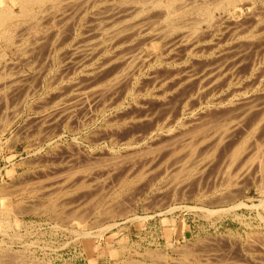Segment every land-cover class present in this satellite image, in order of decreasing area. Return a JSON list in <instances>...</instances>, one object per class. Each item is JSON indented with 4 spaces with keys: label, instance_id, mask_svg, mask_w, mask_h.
Returning a JSON list of instances; mask_svg holds the SVG:
<instances>
[{
    "label": "rangeland",
    "instance_id": "1",
    "mask_svg": "<svg viewBox=\"0 0 264 264\" xmlns=\"http://www.w3.org/2000/svg\"><path fill=\"white\" fill-rule=\"evenodd\" d=\"M69 1L56 2L55 17H46L43 13L46 16L39 14L37 22L28 16L12 21L16 24L11 29L14 43L7 44L0 37V212L8 211L7 216L0 215V264H264V170L259 168L258 161L246 175L232 179L237 185L232 181L226 191L233 197L227 200L219 197L226 194L223 193L226 188L222 161L230 156L234 144L247 143L246 140L247 146L253 140L260 145L264 143L263 123L252 134L264 103V0H240V7L230 19L214 10L215 24L210 27L200 21L204 6L195 7L189 0H176L175 6L169 8L185 11L179 17L172 15L175 11L168 14L173 21H182L181 28L184 25L183 29L174 30L175 22L165 18L164 0H161L162 6L155 5L156 0H88L82 6L83 11L73 7L76 13H69L70 4L65 7ZM204 4L211 6L212 0ZM120 5L133 6L135 13L137 7L141 8H137L138 20L133 12L132 16L122 14L123 19L110 11L119 9ZM33 10L36 12L37 7ZM63 10L67 14L58 17V11ZM104 10L110 11L109 14ZM14 11L21 13L16 6ZM140 14L146 19H141ZM193 21L195 29L191 28ZM144 23L147 27L142 26ZM114 32L124 35L119 38ZM181 34L184 38L180 40ZM40 38L44 39L42 43ZM110 38L116 41L112 39L110 43ZM117 58L138 60L132 61L136 66L131 64L126 73L123 71L126 65L113 62ZM139 59L142 61L138 62ZM215 67L220 72L218 67L223 68L221 73L227 74L234 70L232 78L227 77L233 80L231 85L229 80H221L212 87L205 82L204 89H208L198 91L196 84L205 73L209 75L213 70L215 73ZM249 72L255 76L252 78ZM120 73L126 76H119ZM115 74L121 80L118 85L112 81ZM187 75L194 82L192 79L187 82ZM244 86L253 89L242 92ZM239 98L242 100L237 102ZM229 107L236 109H231L232 112ZM244 112L251 119L244 117ZM239 116L245 118L239 125L244 122L248 130L243 125L237 127L226 142H220L222 146L213 141L198 140L199 144L196 141L194 146L199 150L193 147L195 153L208 164L191 165L190 176H184L186 168L179 177V169L182 170L179 164L184 155L176 157L170 147L185 146L181 145L180 136L224 118H235L234 123L238 124ZM240 133L245 138H239ZM151 149L158 151L152 163H143V166L141 161L129 158ZM182 149L180 153L185 152ZM178 157L181 163L178 159L175 161ZM115 161L121 163H114L116 169L110 168ZM180 178H185V182ZM208 209L214 212L210 214ZM149 250L163 254L155 258L145 252Z\"/></svg>",
    "mask_w": 264,
    "mask_h": 264
},
{
    "label": "bare ground",
    "instance_id": "2",
    "mask_svg": "<svg viewBox=\"0 0 264 264\" xmlns=\"http://www.w3.org/2000/svg\"><path fill=\"white\" fill-rule=\"evenodd\" d=\"M59 0H56V1H54V0H0V37L2 36L3 38H4V40H5V42H7V44L9 43H14V42H12L11 41V39H12V31H11V29H13V28H15V26H16V24L14 25V23H12V21H15V20H18V19H20V18H23V17H29L30 19L31 18H33L36 22L38 21V17L41 15V14H43V13H45L46 15H44L43 14V16H46V17H55V15H54V13H56L57 12V10L55 9V7H57L56 6V2L57 3H59L58 2ZM105 1H108V0H105ZM123 1V0H122ZM129 1V0H128ZM128 1H127V3H128ZM135 1V0H134ZM140 0H138V2H139ZM141 1H143V0H141ZM154 1V0H153ZM157 1V2H156ZM155 1V5H156V3L158 4L157 6H162V1L161 0H156ZM165 1V3L163 4L164 6H166V7H164L163 9H164V15H165V18H167L168 20H172L171 19V17L170 16H168V14H172L174 11V13L172 14V15H176L177 14V16L179 15V14H181V13H184V11H179V12H176V10H172L171 9V7L169 8V6H171V5H173L174 4V2L176 1V0H164ZM180 1V0H179ZM184 1H186V0H184ZM189 1H191V3L195 6V7H201V6H204L203 8H205V10L203 9V13H202V19L200 18V21L202 20V22H206V24H208L209 25V27L210 26H212V25H214L215 24V16H214V13H213V11L214 10H219V11H221V12H223L224 14H223V16L225 15V18H229L232 14H235L234 12H236L237 11V9H238V7H240V5H241V3H240V0H212V4H211V6H209V5H207V4H204V3H207L208 2V0H200L199 2H198V0H189ZM214 1V2H213ZM88 0H70L69 2H67L68 4H64L65 5V7L67 6V5H69L70 4V6H71V12L69 11V13H72V12H75L76 10H74L73 9V7H75V9L77 8L78 10H82L83 8H84V6H86L87 4H88ZM100 2V1H99ZM114 2V1H113ZM119 2V1H118ZM130 2V1H129ZM178 2V1H177ZM181 2V1H180ZM87 3V4H86ZM93 3V2H92ZM97 3V2H96ZM121 3V2H120ZM119 3V4H120ZM126 3V2H125ZM136 3V2H135ZM145 3V2H144ZM154 3V2H153ZM185 2H183V4H184ZM203 3V4H202ZM247 3V2H246ZM63 4V3H62ZM76 4H78L77 6H75ZM94 4V3H93ZM182 4V5H183ZM187 4V3H186ZM188 4H190V3H188ZM105 5V4H104ZM115 5V4H114ZM207 5V6H206ZM18 7L19 8V11L21 12H19L20 14H17V13H15V11H14V7ZM49 6V7H48ZM61 6H63V5H61ZM82 6H83V8H82ZM125 6V5H124ZM124 6H119V9L118 8H116V6H115V8H116V10H110L111 12H114V13H118L119 15H120V18L122 17V14H123V16L125 15V16H127L128 14H130L131 13V16L133 15L132 14V12L133 13H135V11H133L134 9H133V6H132V8L130 7V8H126V7H124ZM138 6V5H137ZM136 6V7H137ZM146 6V5H145ZM152 6V5H151ZM157 6H156V8H157ZM174 6H175V4H174ZM189 6V5H188ZM194 6H192V7H194ZM35 7H37V11L36 12H34V10H33V8H35ZM53 8V9H55V10H49V8ZM69 7V6H68ZM120 7H121V9H120ZM122 7H124L125 9H122ZM135 7V6H134ZM143 7V6H142ZM146 7H148V6H146ZM173 7V6H172ZM177 7V6H176ZM184 7V6H183ZM192 7L191 8H189V9H192ZM194 7V8H195ZM59 8V7H58ZM63 8V7H62ZM61 8V9H62ZM104 8V7H103ZM110 8H111V6H110ZM113 8V7H112ZM114 8V9H115ZM138 8V7H137ZM136 8V13H137V11H138V9H141V8H138L137 9ZM149 8V7H148ZM153 8V7H152ZM166 8H168V10L166 9ZM178 8V7H177ZM185 8V7H184ZM193 8V9H194ZM64 9V8H63ZM100 9V8H99ZM145 9V8H144ZM154 9V8H153ZM169 9L171 10V11H169ZM174 9V8H173ZM176 9V8H175ZM180 9V8H179ZM179 9H177V10H179ZM199 9V8H198ZM197 9V10H198ZM201 9V8H200ZM78 10H77V12H78ZM98 10V9H97ZM108 10V9H107ZM239 10H241V9H239ZM64 11H67V10H63V11H60V13H59V11H58V14H60V15H58V17L59 16H64V15H66L67 14V12L66 13H64ZM83 11V10H82ZM85 11V10H84ZM105 11V10H104ZM110 11H105L106 12V15L107 14H109V12ZM143 11V9L141 10V12ZM149 11H151V9H149ZM190 11V10H189ZM199 11V10H198ZM96 12V11H95ZM100 12V11H99ZM108 12V13H107ZM145 12V11H144ZM64 13V14H63ZM68 13V14H69ZM76 13V12H75ZM74 13V14H75ZM83 13V12H82ZM136 13H135V17L137 16L136 15ZM138 13H140V11L138 12ZM137 13V14H138ZM151 13V12H150ZM40 14V15H39ZM57 14V13H56ZM63 14V15H62ZM115 14V15H116ZM127 14V15H126ZM144 14H147L146 15V17L147 16H149L148 14H149V12L146 10V12L144 13ZM186 14V13H185ZM39 15V16H38ZM49 15V16H48ZM157 15H159V14H157ZM163 15V16H164ZM201 15V14H200ZM42 16V15H41ZM42 16V17H43ZM72 16H73V14H72ZM104 16V15H103ZM130 16V15H129ZM128 16V17H129ZM140 16V18L141 19H143L144 18V20L146 19L145 17H143V16H141V14L139 15ZM138 16V17H139ZM145 16V15H144ZM184 16V15H183ZM221 16V19L223 18L222 17V15H220ZM62 17H60V19H63V21L62 22H65L64 21V18H62ZM74 17V16H73ZM109 17H110V15H109ZM127 17V18H128ZM135 17H133V18H135ZM143 17V18H142ZM170 17V18H169ZM173 17V16H172ZM179 17V16H178ZM195 17V16H194ZM193 17V18H194ZM200 17V16H199ZM233 17V16H232ZM234 17H235V15H234ZM236 17H237V15H236ZM57 18V17H56ZM123 18V17H122ZM130 18H132V17H130ZM158 18V17H157ZM163 18V17H162ZM192 18V19H193ZM196 18V17H195ZM194 18V19H195ZM220 18V17H219ZM25 19V18H24ZM49 19V18H48ZM53 19V18H52ZM71 19V18H70ZM124 19V18H123ZM126 19V18H125ZM136 19H137V17H136ZM135 19V20H136ZM151 19V18H150ZM149 19V20H150ZM182 19V18H181ZM193 19V20H194ZM230 19V18H229ZM237 19V18H236ZM33 20V21H34ZM43 20V19H42ZM83 20V19H82ZM81 20V21H82ZM104 20V19H103ZM109 20V19H108ZM117 20H119V19H117ZM121 20V19H120ZM138 20V19H137ZM148 20V19H147ZM176 20V19H175ZM233 20V19H232ZM32 21V20H31ZM34 21V22H35ZM47 21V20H46ZM56 21V20H55ZM59 21V20H58ZM61 21V20H60ZM78 21V20H77ZM115 21V20H114ZM157 21V20H156ZM177 21H178V19H177ZM176 21V22H177ZM183 21H184V19H183ZM198 19L196 20V22L198 23ZM200 21H199V24H200ZM235 21V20H234ZM258 21V20H257ZM23 22V21H22ZM33 22V23H34ZM35 22V23H36ZM41 22V21H40ZM102 22V21H101ZM116 22V21H115ZM124 22H126V21H124ZM143 21L141 20V23H142ZM146 22V24H147V21H145ZM172 22H175V21H173L172 20ZM171 21H170V23H172ZM176 22L172 25L173 27V29L172 30H174V29H183V26H182V28L180 27V23L179 22H182L181 20L179 21V22H177V23H179V24H176ZM188 22V21H187ZM194 23L191 25V23H189L190 25H191V28H193V29H195L196 28V22L195 21H193ZM220 22V21H219ZM29 23H31V22H29ZM47 23V22H46ZM45 23V24H46ZM66 23V22H65ZM185 23V22H184ZM103 25H104V23H102ZM115 24V23H114ZM136 24V23H135ZM168 24H169V21H168ZM188 24V23H187ZM186 24V25H187ZM188 24V25H189ZM234 24V23H233ZM33 25V24H32ZM60 25V24H59ZM80 25H82L81 23H80ZM113 25V24H112ZM132 24H130L129 25V27L131 26ZM137 25V24H136ZM139 25H142V24H139ZM147 25H149V24H147ZM152 25V24H151ZM171 25V24H170ZM179 25V26H178ZM65 26V25H64ZM109 26V25H108ZM123 26V25H122ZM125 26H127V25H125ZM142 26H145V27H147L146 25H145V23H144V25H142ZM141 26V27H142ZM150 26V25H149ZM168 26V25H167ZM234 26H235V24H234ZM43 27V26H42ZM100 27H101V24H100ZM107 27V26H106ZM129 27H127L128 29H129ZM136 27L137 26H135V29H136ZM264 27V26H263ZM44 28V27H43ZM63 28V27H62ZM124 28V27H123ZM132 28H134L133 26H132ZM143 28V27H142ZM236 28V27H235ZM40 29V28H39ZM51 29V28H50ZM49 29V30H50ZM101 29V28H100ZM116 29V28H115ZM130 29H131V27H130ZM129 29V30H130ZM134 29V30H135ZM138 29H140V28H138ZM148 29V28H147ZM212 29V28H211ZM237 29V28H236ZM235 29V30H236ZM18 30V29H17ZM48 30V29H47ZM57 30V29H56ZM114 30V29H113ZM123 30V29H122ZM134 30H132V31H134ZM153 30V29H152ZM197 30V29H196ZM195 30V31H196ZM258 30V29H257ZM54 31V30H53ZM115 31V30H114ZM121 31V30H120ZM132 31H130V32H132ZM136 31V30H135ZM158 31V30H157ZM171 31V30H170ZM191 31H193V30H191ZM232 31H234V30H232ZM263 31H264V29H263ZM57 32V31H56ZM61 32H62V30H61ZM110 32V31H109ZM123 32V31H122ZM124 32H125V35H127L128 33L126 32V29L124 30ZM168 32V31H167ZM255 32V31H254ZM21 33V32H20ZM115 33V32H114ZM114 33H112L111 35H113ZM117 33H119V31L117 32ZM117 33H115L116 35H117ZM121 33V32H120ZM133 33V32H132ZM131 33V34H132ZM137 33V32H136ZM139 33V32H138ZM145 33V32H144ZM149 33H150V31H149ZM178 33H180V32H178ZM188 33H190V32H188ZM47 34V33H46ZM53 34V33H52ZM63 34V33H62ZM130 34V35H131ZM165 34V33H164ZM168 34V33H167ZM211 34V33H210ZM249 34H251V33H249ZM263 34V33H262ZM21 35V34H20ZM44 35H45V33H44ZM59 35V34H58ZM99 35V34H98ZM110 35V36H111ZM119 35V34H118ZM117 35V36H118ZM121 35V34H120ZM118 36L119 38L120 37H122V35H124V34H122L121 36ZM129 35V36H130ZM133 35V34H132ZM147 35V34H146ZM151 35V34H150ZM157 35V34H156ZM156 35H153V36H155L156 37ZM158 35H159V33H158ZM186 35V34H185ZM189 35H191V34H189ZM188 35V36H189ZM194 35V34H193ZM196 35V34H195ZM204 35V34H203ZM235 35V34H234ZM43 36V35H42ZM42 36H40L41 38H42ZM74 36V35H73ZM137 36V35H136ZM167 36V35H166ZM200 36V35H199ZM259 36V35H258ZM257 36V37H258ZM261 36V35H260ZM22 37V36H21ZM38 37V36H37ZM46 37V36H45ZM49 37V36H48ZM47 37V38H48ZM62 37V36H61ZM100 37V36H99ZM118 37H116V39L118 38ZM147 37V36H146ZM162 37H165V36H163L162 35ZM192 37V36H191ZM195 37V36H194ZM253 37V36H252ZM256 37V38H257ZM41 38H40V41H41ZM54 38V37H53ZM55 38H56V36H55ZM144 38V37H143ZM178 38L180 39V38H184V34L182 35H178ZM185 38H186V36H185ZM198 38V37H197ZM251 38V37H250ZM256 38H255V40H256ZM24 39V38H23ZM39 39V38H38ZM112 39H114V38H112ZM111 38H110V43H112L111 41H113ZM159 39V38H158ZM179 39H178V41H179ZM195 39V38H194ZM208 39V38H207ZM7 40V41H6ZM44 40V39H43ZM42 40V41H43ZM108 40V39H107ZM115 40V39H114ZM136 40V39H135ZM149 40V39H148ZM181 40V39H180ZM188 40V39H187ZM250 40V39H249ZM32 41V40H31ZM42 41H41V43H42ZM51 41V40H50ZM49 41V42H50ZM53 41V40H52ZM56 41V40H55ZM101 41V40H100ZM106 41V40H105ZM116 41V40H115ZM123 41V40H122ZM144 41V40H143ZM174 41V40H173ZM65 42V41H64ZM103 42V41H102ZM119 42V41H118ZM125 42V41H124ZM134 42V41H133ZM141 42V41H140ZM181 42V41H180ZM183 42V41H182ZM226 42V41H225ZM253 42V41H252ZM30 43H32V42H30ZM53 43V42H52ZM79 43V42H78ZM96 43V41L93 43V44H95ZM123 43V42H122ZM164 43V42H163ZM166 43V42H165ZM39 44V43H38ZM51 44V43H50ZM101 44V43H100ZM105 44V43H104ZM106 44H108L107 43V41H106ZM119 44V43H118ZM118 44H116V45H118ZM133 44V43H132ZM28 45H29V43H28ZM40 45V44H39ZM38 45V46H39ZM42 45V44H41ZM110 45V44H109ZM120 45V44H119ZM129 45V44H128ZM56 46V45H55ZM60 46V45H59ZM97 46V45H96ZM101 46V45H100ZM111 46V45H110ZM112 46H115V45H112ZM111 46V47H112ZM125 46H127V45H125ZM25 47V46H24ZM109 47V46H108ZM107 47V48H108ZM134 47V46H133ZM140 47V46H139ZM96 48V47H95ZM106 48V47H105ZM107 48H106V50H107ZM110 48V47H109ZM213 48V47H212ZM20 49V48H19ZM19 49H17V50H19ZM91 49V48H90ZM102 49H103V47H102ZM51 50H52V48H51ZM56 50V49H55ZM75 50V49H74ZM89 50V49H88ZM92 51L94 50V48L93 49H91ZM110 50V49H109ZM117 50V49H116ZM120 50V49H119ZM132 50V49H131ZM95 51V50H94ZM115 51V50H114ZM139 51V50H138ZM175 51V50H174ZM1 52V51H0ZM106 52V51H105ZM104 52V53H105ZM134 52H136V50L134 51ZM134 52H132V53H134ZM201 52V51H200ZM48 53V52H47ZM55 53V52H54ZM91 53V52H90ZM103 53V54H104ZM115 53V52H114ZM113 53V54H114ZM186 53V52H185ZM220 52H218V54H219ZM31 54V53H30ZM112 54V53H111ZM123 54V53H122ZM135 54H137V53H135ZM213 54V53H212ZM240 54V53H239ZM1 56H2V54H0ZM82 55V54H81ZM94 55V54H93ZM117 55V54H116ZM120 55H121V53H120ZM263 55V54H262ZM79 56V55H78ZM83 56V55H82ZM90 56V55H89ZM112 56V55H111ZM137 56V55H136ZM136 56H133V57H135V58H137ZM212 56V55H211ZM110 57V56H109ZM118 57H120V56H118ZM130 57V56H129ZM140 57V56H139ZM262 57V56H261ZM84 58V57H83ZM91 58V57H90ZM111 58V57H110ZM126 58V57H125ZM125 58H122V59H120V58H117V60H114L113 59V62L114 61H119V62H116L115 64H117V63H122L121 65H123V66H125V70H123V71H125L126 72V69L129 67L130 68V65L131 64H133L134 62H132V61H134V60H136V59H134V60H132L131 61V59L129 60V59H125ZM128 58V57H127ZM195 58V57H194ZM207 58V57H206ZM210 58V57H209ZM264 58V57H263ZM263 58H261V59H263ZM80 59V58H79ZM86 59V58H85ZM94 59V58H93ZM96 59V58H95ZM109 59V58H108ZM107 59V60H108ZM141 59H144V58H142L141 57ZM141 59H139V61L138 62H140V61H142ZM91 60H92V58H91ZM98 60V59H97ZM111 60V59H110ZM121 60V61H120ZM128 60V61H127ZM138 60V59H137ZM136 60V61H137ZM264 60V59H263ZM95 61V60H94ZM98 61H100V60H98ZM153 61V60H152ZM225 61V60H224ZM223 61V62H224ZM227 61V60H226ZM242 61V60H241ZM257 61H258V59H257ZM262 61V60H261ZM91 62V61H90ZM103 62V61H102ZM104 62H105V60H104ZM112 61H110V63H111ZM144 62V61H143ZM222 62V63H223ZM228 62V61H227ZM255 62V61H254ZM145 63V62H144ZM228 63H230V62H228ZM238 63V62H237ZM98 64V63H97ZM97 64H96V66H97ZM111 64H113V63H111ZM111 64H109V62H108V66L109 65H111ZM135 64V63H134ZM133 64V65H134ZM136 64H138V63H136ZM140 64V63H139ZM138 64V65H139ZM213 64V63H212ZM256 64V63H255ZM259 64V63H258ZM101 65V64H100ZM105 65V64H104ZM223 65H225L224 63H223ZM223 65H221V67L223 66ZM235 66V64H232L231 66ZM102 66V65H101ZM134 66H136V65H134ZM202 66H204V65H202ZM213 66H214V64H213ZM227 66V65H226ZM106 67H107V65H106ZM122 67V66H121ZM121 67H119L120 69H122ZM138 67V66H137ZM210 67V66H209ZM224 67V66H223ZM229 67H230V64H229ZM229 67H227V68H229ZM100 68V67H99ZM104 68V67H103ZM111 68H112V66H111ZM117 68V67H116ZM132 69L133 68H135V67H131ZM141 68V67H140ZM143 68V67H142ZM203 68V67H202ZM204 68H206L205 66H204ZM216 68L217 67H215L214 69H215V71H216ZM225 69V71H227L226 70V67H224ZM251 69H252V67H250ZM254 68V67H253ZM260 68V67H259ZM76 69V68H75ZM95 69V68H94ZM210 69V68H209ZM218 69H220L221 70V72H223L222 70H223V68L221 69L220 67H218ZM232 69H234V67H232L231 68V70ZM92 70V69H91ZM98 70H100V69H98ZM108 70V69H107ZM141 70V69H140ZM203 70V69H202ZM213 70V69H212ZM230 70V69H229ZM258 71H259V69H257ZM257 70H255V71H257ZM86 71V70H85ZM103 71V70H102ZM116 71V70H115ZM114 71V72H115ZM117 71H119V70H117ZM116 71V72H117ZM122 71V72H123ZM130 71H131V69H130ZM183 71H185V70H183ZM207 71H208V67H207ZM219 71V70H218ZM218 71H216V72H218ZM233 71L234 70H232L231 72L230 71H228V73H230V74H227V72L225 73H221L220 71L218 72V73H214V70L213 71H211V72H213V73H211L210 72V70H209V72H210V74L208 75H206V73L202 76V78H201V80L199 81L198 79V81H199V84H196V85H198V87H197V90L198 91H200V90H207L208 89V87H207V89H204V87H205V85L203 84V83H205V82H207V84H208V86L210 85L211 87H212V85H217V84H219V82L221 81V80H229V78L227 79V77H231L232 78V76H231V73H233ZM253 71V70H252ZM254 71V72H255ZM260 71H262V69L260 70ZM89 72V71H88ZM97 72V71H96ZM135 72H136V70H135ZM134 72V73H135ZM195 72V71H194ZM254 72H252V73H254ZM263 72V71H262ZM113 73V72H112ZM111 73V74H112ZM118 74H119V72H117ZM124 73V72H123ZM123 73H120V75L119 76H121V74L123 75V77H125L126 76V73H125V75L123 74ZM128 73H132V71L131 72H129V69H128ZM250 73V72H249ZM252 73H250L251 74V77L253 78L255 75H253ZM106 74V73H105ZM118 74L116 75H114L115 76V78H113L112 79V77H111V79H112V81L114 82V85L117 83V85H118V81L120 80V77H118ZM133 74V73H132ZM186 74V73H185ZM197 74V73H196ZM201 74H203V73H201ZM101 75V74H100ZM109 75V74H108ZM131 75V74H130ZM177 75V74H176ZM182 75V74H181ZM192 75V74H191ZM205 75H206V77H205ZM228 75V76H227ZM117 76V77H116ZM133 76H135V74L133 75ZM188 76V75H187ZM193 76V75H192ZM194 76H196V75H194ZM199 76H200V73H199ZM83 77H84V74H83ZM86 77V76H85ZM85 77H84V79H85ZM90 77V76H89ZM178 77V76H177ZM189 78L187 79V78H185V82H186V79H187V82H188V80L189 79H192V81H193V79L194 78H190V75L188 76ZM258 77V76H257ZM105 78V77H104ZM174 78V77H173ZM259 78V77H258ZM100 79V78H99ZM103 79V78H102ZM107 79V78H106ZM124 79V78H123ZM126 79H127V77H126ZM179 79V78H178ZM233 79H234V77H233ZM236 79H238V78H236ZM255 79V78H254ZM13 80V79H12ZM89 80H90V78H89ZM174 80V79H173ZM195 80V79H194ZM196 80V81H197ZM256 80V79H255ZM260 80H261V82L263 81L261 78H260ZM87 81V80H86ZM111 81V82H112ZM121 81V80H120ZM131 81V80H130ZM172 81V80H171ZM178 81H181V80H178ZM192 81H189V82H192ZM230 81L231 80H229V84H230ZM233 81V80H232ZM231 81V82H232ZM258 81V80H257ZM91 82H93V81H91ZM104 82V81H103ZM102 82V83H103ZM110 82V81H109ZM125 82V81H124ZM174 83H175V81H173ZM194 82V81H193ZM192 82V83H193ZM237 82V81H236ZM241 82V81H240ZM264 82V81H263ZM87 83H88V81H87ZM101 83V84H102ZM126 83V82H125ZM165 83V82H164ZM174 83H173V85H174ZM225 82H223V84H224ZM226 83H228V82H226ZM239 83V82H238ZM256 83V82H255ZM179 84V83H178ZM183 83L181 82V85H182ZM259 84V83H258ZM258 84H257V86H258ZM260 84H262V83H260ZM259 84V85H260ZM105 85V84H104ZM104 85H103V90H104ZM107 85V84H106ZM109 85V84H108ZM176 85V84H175ZM184 85V84H183ZM225 85V84H224ZM231 85V84H230ZM235 85H237V83L235 84ZM240 86H241V84H239ZM13 86H14V83H13ZM83 86V85H82ZM163 86V85H162ZM261 86H263V84L261 85ZM1 87V86H0ZM107 87V86H106ZM112 87V86H111ZM127 87H129V86H127ZM161 87V86H160ZM171 87H174V86H171ZM178 87H179V85H178ZM193 87H194V85H193ZM236 87V86H235ZM264 87V86H263ZM262 87V88H263ZM49 88V87H48ZM145 88V87H144ZM175 88H176V86H175ZM210 88V87H209ZM223 88V87H222ZM238 88H239V86H238ZM244 89L242 90V92L243 91H246L245 89H247V87L245 88V86L243 87ZM250 88H252V86L250 87ZM250 88H249V90H250ZM28 89V88H27ZM94 88H92V90H93ZM96 89V88H95ZM106 89V88H105ZM108 89V88H107ZM106 89V90H107ZM111 89V88H110ZM128 89V88H127ZM160 89V88H159ZM163 89V88H162ZM161 89V90H162ZM174 89V88H173ZM178 89V88H177ZM177 89H175V90H177ZM194 90L193 91H195L196 89L195 88H193ZM228 89V88H227ZM241 89H242V87H241ZM253 89V88H252ZM251 89V90H252ZM255 89V88H254ZM79 90V89H78ZM99 90V89H98ZM109 90V89H108ZM171 90V89H170ZM215 90V89H214ZM221 90V89H220ZM248 90V89H247ZM248 90V91H249ZM261 90V89H260ZM88 91H91V90H88ZM87 91V92H88ZM115 91V90H114ZM163 91H165V90H163ZM169 91V90H168ZM173 91V90H172ZM192 91V92H193ZM219 91V90H218ZM253 91V90H252ZM255 91V90H254ZM253 91V92H254ZM264 91V88H263V90H262V92ZM86 92V91H85ZM84 92V93H85ZM93 92V91H92ZM103 92V91H102ZM112 92V91H111ZM162 92V91H161ZM214 92V91H213ZM212 92V93H213ZM238 91H236V93H237ZM241 92V93H242ZM256 92V91H255ZM2 93V92H1ZM98 93V92H97ZM99 93H101V92H99ZM105 93H106V91H105ZM104 93V94H105ZM197 93V92H196ZM195 93V94H196ZM216 93V92H215ZM232 93V92H231ZM230 93V94H231ZM248 93V92H247ZM86 94V93H85ZM93 94V93H92ZM103 94V93H102ZM109 94V93H108ZM164 94V93H163ZM82 95V94H81ZM89 95V94H88ZM100 95V94H99ZM153 95V94H152ZM162 95V94H161ZM161 95H160V97H161ZM200 95V94H199ZM208 95V94H207ZM239 95V94H238ZM245 95H247L246 94V92H245ZM264 95V94H263ZM85 96V95H84ZM188 96V95H187ZM189 96H192V93L189 95ZM210 96V95H209ZM231 96V95H230ZM240 96V95H239ZM242 96V95H241ZM108 97V96H107ZM163 97V96H162ZM161 97V98H162ZM166 97V96H165ZM194 97V96H193ZM227 97V96H226ZM243 97H244V95H243ZM264 97V96H263ZM85 98V97H84ZM230 98V97H229ZM228 97H227V99H229ZM245 98V97H244ZM219 100H220V98H218ZM231 99V98H230ZM235 101H236V99L235 98H233ZM233 99H231L232 101H233ZM251 99V98H250ZM162 100H164V99H162ZM204 100V99H203ZM222 100H224V99H222ZM239 100H240V98L238 99V101L237 102H239ZM242 100V99H241ZM240 100V101H241ZM246 100V99H245ZM264 100V99H263ZM200 101H201V99H200ZM216 101V100H215ZM214 101V103H216ZM244 101V100H243ZM260 101V100H259ZM183 102V101H182ZM188 102V101H187ZM228 102H230V101H228ZM227 102V103H228ZM234 102V101H233ZM251 102V101H250ZM264 102V101H263ZM262 102V103H263ZM77 103V102H76ZM219 103H220V101H219ZM236 103V102H235ZM201 104V103H200ZM234 104V103H233ZM232 104V105H233ZM237 104V106L239 105L238 103H236ZM255 104V103H254ZM254 104H251V105H254ZM7 105V104H6ZM220 105V104H219ZM221 105H223V104H221ZM229 105H230V103H229ZM231 105V106H232ZM235 105V104H234ZM233 105V106H234ZM244 105V104H243ZM257 105H259V104H257ZM77 106V105H76ZM232 106V107H233ZM261 106V105H260ZM225 107V106H224ZM227 107V106H226ZM230 108L229 110H231V109H233V108ZM236 107V106H235ZM248 107H250V110L252 109L253 110V108H251V106H248ZM253 107V106H252ZM188 108V107H187ZM193 108V107H192ZM191 108V109H192ZM240 108V107H239ZM238 108V109H239ZM245 108H247V106L245 105ZM226 109V108H225ZM224 109V110H225ZM234 109H236V108H234ZM233 109V110H234ZM255 109V108H254ZM256 109H259V106H258V108L256 107ZM255 109V110H256ZM190 110V109H189ZM233 110H231L232 112H233ZM246 110V109H245ZM245 110H243V111H245ZM249 110V109H248ZM250 110H249V112H250ZM261 110V112L260 111H258V112H260L261 114H260V116H259V119L256 121V119L255 118H252V120L253 119H255V125H254V123L252 122V124L254 125V127H253V130H252V134H254L253 132L254 131H256V130H254V129H257L258 128V124L259 123H263V125H264V103L262 104V108L260 109ZM188 111V110H187ZM231 111H230V113H231ZM239 111V110H238ZM247 111V110H246ZM257 111V110H256ZM226 112V111H225ZM228 112V111H227ZM235 113H236V111H234ZM240 112H242V111H240ZM249 112H247V113H249ZM255 112V111H254ZM235 113L234 114H232L233 116L235 115ZM239 112H237V114H238ZM252 113V112H251ZM157 114V113H156ZM228 114V113H227ZM243 114V113H242ZM241 114V115H242ZM253 114V113H252ZM231 114H230V116H232ZM249 116H246L245 115V112H244V117H247V119H248V117H250L251 115L250 114H248ZM237 116V118H238V115H236ZM146 117H148V116H146ZM224 117V116H223ZM229 116H226V118H228ZM232 118V117H231ZM242 118H243V116H242ZM241 118V119H242ZM256 118H257V115H256ZM219 119V118H218ZM221 119V118H220ZM220 119H219V121H220ZM223 119V118H222ZM225 119V118H224ZM222 120L221 122H218L217 120H215V121H217V122H215V121H213V123L212 124H209L208 123V125L209 126H207V125H205L204 126V128L202 127H200V129H195L194 128V130H193V133H192V131L190 132H188V133H190V134H188L187 133V135H182V137L180 136V139H181V141H180V139H179V141L181 142V145H185V146H182V148L180 147V144H178L179 145V148H181L182 150H183V152L184 153H180L181 152V149H178V146L177 147H174V146H171L170 147V149H171V151H173L174 153H175V156L177 155V154H181V157H183V155H184V157L183 158H181V160L179 159V157L178 158H176L175 159V161L178 159V161H179V163H181V164H179V166L181 167V169L182 170H180L179 169V171H180V176L179 177H181V173L183 172V170H185L186 168H188V169H186L187 171H185V173H183V174H185L184 176H186V175H189V173L192 171V167L194 166V164H196V163H200V165H202V167H204V165H207V164H205V162H206V160L204 159V158H202V156H201V158H199L198 156H197V154L195 153V149L197 148L196 146H194L196 143V141H197V143L199 144V141H201V142H207V141H213V144H218V145H221L222 146V144L220 143V142H222V141H224V142H226V138L229 136V134H232V132L234 131V130H236V128L237 127H240L241 125H243V123L244 122H242V124L241 125H239L241 122H240V116H239V120L237 119V121H239L238 122V124L237 123H234V119L232 118L231 120H233V121H231V120H229L230 119V117H229V119L228 120ZM250 119H251V117H250ZM245 120V118H243V121ZM211 121V120H210ZM237 121H235V122H237ZM247 121V120H246ZM245 121V122H246ZM199 122V121H198ZM248 122V121H247ZM249 122H251V121H249ZM251 124V123H250ZM251 124V125H252ZM248 125V124H247ZM246 125V126H247ZM250 125V126H251ZM261 126V128L262 127H264V126ZM245 125H243V126H241V127H244ZM205 127H207V128H205ZM245 129H247L246 127H244ZM191 129V128H190ZM252 129V128H251ZM251 129H250V131H251ZM239 130H240V128H239ZM248 130V129H247ZM243 131V130H242ZM237 132V131H236ZM247 132V131H246ZM245 132V133H246ZM256 132H258V130L256 131ZM264 132V131H263ZM181 133V132H180ZM186 133V132H185ZM244 133V132H243ZM243 133H240V134H242L241 135V137H239V136H237V137H239V138H242V136H243ZM244 133V134H245ZM248 133H249V131H248ZM235 133H233V135H234ZM247 134V133H246ZM258 134V133H257ZM232 135V136H233ZM248 135V134H247ZM172 136V135H171ZM176 136V135H175ZM231 136V137H232ZM236 135H234V137H235ZM244 136H246V135H244ZM243 136V137H244ZM254 136V135H253ZM263 136V135H262ZM231 137H230V139H231ZM234 137H232V139L234 138ZM252 136L250 135V138H251ZM172 138V137H171ZM245 138V137H244ZM249 138V139H250ZM253 138V137H252ZM264 138V137H263ZM170 139V138H169ZM229 139V140H230ZM231 139V140H232ZM243 139V138H242ZM241 139V141H243ZM248 139V138H247ZM199 140V141H198ZM253 140V139H252ZM258 140V139H257ZM178 141V140H177ZM233 141V140H232ZM247 141V143L246 144H248V140H246ZM250 141H251V139H250ZM174 142V141H173ZM176 142V141H175ZM179 142V143H180ZM215 142V143H214ZM224 142H222V143H224ZM231 142V141H230ZM264 142V141H263ZM177 143V142H176ZM220 143V144H219ZM244 142H242V143H239L238 144V142L236 143V144H234V146L235 147H232V149H233V151L230 153V151L232 150H228L229 151V155L230 156H228V158H226V160H225V158H223L224 160L222 161V163L223 164H225V166H224V171H223V180H224V178H225V180H224V187L226 188L225 190H224V192L223 191H221V192H223V193H226L225 195H223V196H220L219 195V197L220 198H225V200H227V199H229L228 197H233V195L231 194V193H228V195H227V191L226 190H229L227 187L228 186H230V184H231V182L233 181V184H236V183H234V180H232L233 178L235 179L236 177H237V179H238V176H240V175H242V177H243V174L244 175H246L245 173L246 172H249V170L251 169L252 170V166H253V163L254 162H257L258 161V165H259V168L260 169H263L264 170V143L262 144V145H260V143H257V142H255L254 140L252 141V142H250L249 143V145L247 146L246 144H245ZM173 144V143H172ZM171 144V145H172ZM209 144L211 145L212 143L211 142H209ZM238 144V145H237ZM231 145V144H230ZM246 147H245V146ZM209 146V145H208ZM216 146V145H215ZM232 146V145H231ZM231 146H229L228 148H226V150L227 149H229V148H231ZM166 147V146H165ZM164 147V148H165ZM168 147H169V145H168ZM167 147V148H168ZM193 147H195V149L193 148ZM214 147V146H213ZM216 147H218V146H216ZM216 147H214V148H216ZM167 148H165V149H167ZM185 148H186V150H185ZM209 148V147H208ZM235 148V149H234ZM169 149V150H170ZM198 149V148H197ZM197 149H196V151H197ZM213 149V148H212ZM152 150V149H151ZM178 150V151H177ZM199 150V149H198ZM225 150V149H224ZM225 150V151H226ZM147 151V150H146ZM168 151V150H167ZM177 151V152H176ZM224 151V152H225ZM143 152V151H142ZM145 152V151H144ZM170 154H174L173 152H170V151H168ZM179 152V153H178ZM198 152V151H197ZM223 152V153H224ZM141 153V152H140ZM136 153V155L135 156H129V158H133L134 159V161L136 160L137 162H139V161H141L140 162V164L142 163H152V161H154L155 159H156V155L158 154V151L156 150H152V151H150V152H146V153ZM183 154V155H182ZM225 154V153H224ZM205 155V157H206V154H204ZM208 155V154H207ZM172 156V155H171ZM177 156H179V155H177ZM176 156V157H177ZM197 157V159H196V157ZM126 157V156H125ZM226 157V156H225ZM124 158V157H123ZM199 158V159H198ZM130 159V160H131ZM122 160H126V159H122ZM128 160V159H127ZM134 161H132V162H134ZM174 161V162H175ZM116 162H120L121 163V161H115V162H113V166L112 167H110L111 165L109 164V167L110 168H112L113 169V167H114V163L116 164ZM123 162V161H122ZM125 162V161H124ZM123 162V163H124ZM127 162V161H126ZM125 162V163H126ZM132 162H131V165H132ZM209 162H210V160H209ZM175 163H177V162H175ZM108 164H107V166L106 167H108ZM117 164H119V163H117ZM129 164V163H128ZM178 164V163H177ZM211 164V163H210ZM122 165V164H121ZM124 165V164H123ZM134 165H136V163L134 162ZM134 165H132V166H134ZM146 166H148V165H150V164H145ZM191 165H193V166H191ZM199 165V164H198ZM255 165H256V163H255ZM258 165H256L257 167H258ZM102 166V165H101ZM117 165H115V167H116ZM132 166H131V168L130 169H132ZM143 166H144V164H143ZM145 166V167H146ZM256 166H255V168H256ZM114 167V168H115ZM164 167V166H163ZM84 168V167H83ZM110 168H109V170H110ZM134 168V167H133ZM255 168H253V169H255ZM107 169V168H106ZM112 169L110 170V171H112ZM116 169V168H115ZM257 169V168H256ZM108 170V169H107ZM109 170H108V172H109ZM135 170V169H134ZM204 169H202V171H203ZM114 171V170H113ZM182 171V172H181ZM255 171V170H254ZM107 172V171H106ZM107 172V173H108ZM200 172V171H199ZM199 172H197V173H199ZM257 172H259V169H257ZM263 172V171H262ZM128 173V172H127ZM67 174V173H66ZM85 175V174H84ZM86 175H88V174H86ZM108 175H109V173H108ZM198 175V177H199V174H197ZM222 175V174H221ZM183 176V177H184ZM190 176V175H189ZM189 176H188V178H189ZM195 176V175H194ZM249 176V175H248ZM81 177V176H80ZM182 177V178H183ZM211 177V176H210ZM241 177V178H242ZM250 177V176H249ZM69 178H71V177H69ZM86 178V177H85ZM88 178V177H87ZM106 178H107V176H106ZM187 178V177H186ZM192 178H194L193 176H192ZM191 178V179H192ZM240 178V177H239ZM96 179H98V178H96ZM109 179V178H108ZM129 179V178H128ZM174 179H175V177H174ZM181 179V178H180ZM84 180H86V179H84ZM125 179H123V181H124ZM176 180V179H175ZM182 180H184V182H185V178L184 179H181L180 181H182ZM108 181V180H107ZM179 181V182H180ZM152 182V181H151ZM183 182V181H182ZM84 183V182H83ZM177 183V182H176ZM122 184V183H121ZM63 185V184H62ZM90 185V184H89ZM173 185H174V183H173ZM176 185V184H175ZM237 185V184H236ZM177 188V187H176ZM63 189V188H62ZM61 189V190H62ZM246 189V188H245ZM175 191V190H174ZM173 191V192H174ZM226 191V192H225ZM220 192V193H221ZM32 194V193H31ZM68 194V193H67ZM218 194V193H217ZM222 194V193H221ZM9 196V195H8ZM45 196V195H44ZM215 196H217V195H215ZM52 198V197H51ZM218 198V197H217ZM224 200V199H223ZM223 200H222V202H223ZM213 201V200H212ZM218 200H216V202H217ZM231 202V201H230ZM215 203V202H214ZM218 203V202H217ZM54 204V203H53ZM259 204H261V202L259 203ZM241 205V204H240ZM237 206V205H236ZM10 208V207H9ZM110 208V207H109ZM121 209V208H120ZM222 209V208H221ZM122 210V209H121ZM209 210V209H208ZM207 210V211H208ZM7 211V210H6ZM13 211V210H12ZM168 211V210H167ZM206 211V212H207ZM216 211V210H215ZM8 212V211H7ZM7 212H5V211H1L0 212V215H2V216H4L5 217V215L7 216ZM112 212V211H111ZM110 212V213H111ZM125 212V211H124ZM214 211L212 210V211H210L209 210V213L211 214V213H213ZM36 213V212H35ZM107 213V212H106ZM109 213V212H108ZM109 213V214H110ZM119 214V213H118ZM113 216V215H112ZM74 218V217H73ZM2 219V218H1ZM6 220H8L7 218H5ZM7 224H8V221H7ZM1 225V224H0ZM262 237V236H261ZM155 251H157V250H155ZM146 253L148 252V253H150V254H153L152 256H154L155 258H156V256L158 257V258H160L159 256L161 255V254H163V253H160V252H155L154 253V251H151V250H149V251H145ZM185 253V252H184ZM160 254V255H159ZM148 255V254H147ZM151 256V257H152ZM162 256V255H161ZM151 257H149V258H151ZM153 258V257H152ZM161 259H162V257H161ZM18 260V259H17ZM130 261V260H129ZM164 261V260H163ZM29 262V261H28Z\"/></svg>",
    "mask_w": 264,
    "mask_h": 264
}]
</instances>
